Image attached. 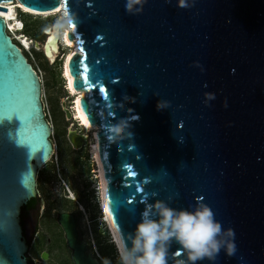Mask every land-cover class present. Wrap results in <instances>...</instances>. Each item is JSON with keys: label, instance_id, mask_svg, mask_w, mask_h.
I'll use <instances>...</instances> for the list:
<instances>
[{"label": "water", "instance_id": "95a60500", "mask_svg": "<svg viewBox=\"0 0 264 264\" xmlns=\"http://www.w3.org/2000/svg\"><path fill=\"white\" fill-rule=\"evenodd\" d=\"M16 1L67 21L69 74L128 247L145 211L159 219L156 202L204 206L225 243L196 264H264V0H0V10ZM51 136L42 80L0 17V264H29L21 213L38 197ZM59 223L73 263L99 264L69 215ZM181 262L192 264L172 239L166 264Z\"/></svg>", "mask_w": 264, "mask_h": 264}, {"label": "flooded vegetation", "instance_id": "af4514ba", "mask_svg": "<svg viewBox=\"0 0 264 264\" xmlns=\"http://www.w3.org/2000/svg\"><path fill=\"white\" fill-rule=\"evenodd\" d=\"M73 122H75L73 126L80 127L76 120ZM71 132L79 137L86 134L84 129L80 133L72 129L65 130L62 135V143H60L61 148H58L57 143L53 142L54 153L50 161L47 162V174L44 175L45 179L49 181L50 184H54V182L61 183L60 186L63 191V196L59 200V197L57 198V195H53V190L50 188L47 197H43L39 190V173L37 181L38 197L31 200L23 207L21 224L28 246H30L29 243L37 237H44L47 241L53 240L62 242L69 251L72 260V252L67 245L65 230L59 223V216L63 213L68 214L69 218L73 220V224L75 225L77 241L83 243L85 246V253L91 254L98 260L99 264H103L97 258L96 253H98L104 261H107V259L111 257L116 259L117 251L114 244L110 242V234L103 221L104 216L100 208L96 181H94V185H88L87 187H85L84 183L79 186L77 184L78 177L76 174L77 169L80 166V158H82V156L80 157L79 152L83 154L85 151V153H87L85 157L92 161L88 138L84 139L81 144L76 143L75 145L70 138ZM54 134L55 132L52 128V136H54ZM76 154H78V156H76ZM71 157L74 159L70 161L69 159ZM65 158L71 162L68 163L69 165L67 163L63 164ZM62 165L65 168H63ZM89 172L90 176L95 178V173L90 170ZM43 227L46 231L50 232L51 236L49 238L46 237L47 234L43 230ZM109 246L112 248L113 253H110L109 256H107V248ZM28 261L29 264H34L33 259H30L29 257ZM72 264H74L73 260Z\"/></svg>", "mask_w": 264, "mask_h": 264}, {"label": "rangeland", "instance_id": "374dc122", "mask_svg": "<svg viewBox=\"0 0 264 264\" xmlns=\"http://www.w3.org/2000/svg\"><path fill=\"white\" fill-rule=\"evenodd\" d=\"M16 11L19 20L24 25L22 30L23 33L31 38L35 44L39 45V47L34 46L30 51H23V53L27 57L28 61L33 65L35 70H37L42 79L43 101L46 108L47 117L55 132L54 136H51V138L53 142L57 143L58 148H61L60 143H62V135L65 130L72 128V130H75L78 133L82 132L83 130L81 127L73 126V121L70 119L68 120L66 116V111H68L69 108L71 109L72 106L70 105L72 104V101H74L72 96L69 95L65 85V80L62 78V64L64 62V57L69 52L70 48H66L60 41L59 45L61 48L54 63H51L42 51V46L47 39L48 30L53 28L54 25L61 24L60 32L62 33L64 29V23L60 22L58 15L35 16L31 14H23L19 8H16ZM65 100L68 103L67 107L63 106V101ZM71 119H74V117L72 116ZM90 143L91 137L88 138L89 146ZM79 154L80 157L82 156V158H80V166L78 167L76 174L78 177L77 184L79 186L84 183L85 187H87L88 185H92L95 181V178H92L89 172V170L93 172L94 165L91 160L85 157L87 154L85 151L83 154L81 152H79ZM76 156H78V154H76ZM73 157H71L69 160L71 161L74 159ZM69 160L65 158L63 160V164H68L70 162ZM47 169L48 163L43 166L40 172V179L38 181L40 186L39 190L43 197L46 198L51 188L53 190V195H57L56 197H59L58 199L60 200V198L63 196V191L60 186L61 183L54 182V184H50L44 176L47 174ZM43 230L47 234L46 237L49 238L51 236L50 232L46 231L44 227ZM107 250V256H109L110 253H113V250L110 246L107 248ZM43 254L47 255L46 259L43 258ZM27 255L30 259H33L34 264H72L70 253L66 249L64 243L53 240L47 241L44 237H37L35 240H32ZM107 261L108 264H121L118 256L116 259H113L112 257L108 258Z\"/></svg>", "mask_w": 264, "mask_h": 264}, {"label": "clouds", "instance_id": "9594fccd", "mask_svg": "<svg viewBox=\"0 0 264 264\" xmlns=\"http://www.w3.org/2000/svg\"><path fill=\"white\" fill-rule=\"evenodd\" d=\"M136 2L138 0H130L128 8L131 9L132 4ZM53 27H58V24ZM124 127L125 122L122 119L110 125L112 136L109 138H118ZM153 208L159 219L151 218V210L145 211L135 234L127 237L131 247H128L119 230L113 231L112 239L116 244L121 264H166L168 242L172 239L186 250L187 258L192 264L205 258L213 260L224 245L225 242L217 238L221 233V226L214 221L213 214L207 207L200 206L194 212L177 211L158 201ZM227 235L231 236L232 233L229 231ZM234 250V245L227 243V253L231 255ZM105 264H108V261H105Z\"/></svg>", "mask_w": 264, "mask_h": 264}, {"label": "bare ground", "instance_id": "6f19581e", "mask_svg": "<svg viewBox=\"0 0 264 264\" xmlns=\"http://www.w3.org/2000/svg\"><path fill=\"white\" fill-rule=\"evenodd\" d=\"M1 6L7 9L6 12L0 10V17L5 19L7 27L13 31L14 33V37L12 38L13 42L15 43L14 40L20 41L22 47L25 50L30 51L34 46L39 47V45L35 44V42L31 38H29L27 35L22 33L23 23L18 18L16 8L20 7L24 11H27L35 16L58 15V17L60 18V22L64 23V29L62 33L60 32L61 24H58V27H53L48 30L47 39L45 40L42 46V51L44 52L45 56L50 60V62L54 63L59 54V49H60L59 41H61L66 48H70L69 52L65 55L64 62L62 64V78L65 80V85L67 87L69 95L72 96L74 101H72L71 109L69 108L68 111H66L67 112L66 116L68 120L69 119L72 121L76 120L78 122V125L81 128H83L84 131L86 132V134L82 137H79L73 132H71V137H73L75 143L81 144L84 139L91 137V143H90V154L92 158L91 162H93L94 165L93 173H95V179L97 180L95 181L99 196L100 208L104 216L103 221L105 222L107 229L109 231L110 239H111L110 242L114 244L117 251L118 259L120 260V256L116 244L113 242L112 239V233L113 231L116 230V228L111 220L107 206L106 183H105L103 169L100 163L98 147H97V128L91 127L86 122L81 109V99L84 97V93L81 91H77L73 88L72 77L70 76L68 70V62L72 58V56L76 53V51L73 43L67 37V34L69 32L67 21L60 10L51 13H38L27 9L18 1L13 3H3L1 4ZM23 48H21L22 52L24 50ZM63 106L64 107L68 106L66 100L63 101ZM72 116L74 117V119H71ZM72 123L74 124L75 122Z\"/></svg>", "mask_w": 264, "mask_h": 264}, {"label": "built area", "instance_id": "2783aa9c", "mask_svg": "<svg viewBox=\"0 0 264 264\" xmlns=\"http://www.w3.org/2000/svg\"><path fill=\"white\" fill-rule=\"evenodd\" d=\"M7 32H8V34L13 38L14 37V33H13V31L12 30H10L8 27H7ZM22 33H23V31H22ZM24 34V33H23ZM15 41V43L16 44H18V46H20L21 48H23L22 47V45H21V42L20 41H16V40H14ZM24 49V48H23ZM24 52L25 51H28V50H23ZM40 76V75H39ZM41 78V77H40ZM42 80V79H41ZM96 256H97V258L103 263V264H105V261L103 260V258L98 254V253H96ZM118 256V255H117Z\"/></svg>", "mask_w": 264, "mask_h": 264}, {"label": "trees", "instance_id": "16d2710c", "mask_svg": "<svg viewBox=\"0 0 264 264\" xmlns=\"http://www.w3.org/2000/svg\"><path fill=\"white\" fill-rule=\"evenodd\" d=\"M18 45V44H17Z\"/></svg>", "mask_w": 264, "mask_h": 264}]
</instances>
